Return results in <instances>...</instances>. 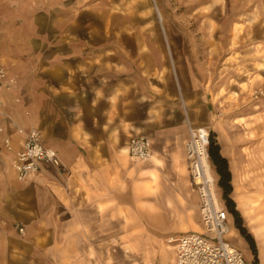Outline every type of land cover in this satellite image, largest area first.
Returning <instances> with one entry per match:
<instances>
[{
    "label": "crops",
    "instance_id": "1",
    "mask_svg": "<svg viewBox=\"0 0 264 264\" xmlns=\"http://www.w3.org/2000/svg\"><path fill=\"white\" fill-rule=\"evenodd\" d=\"M16 2L8 11L27 17L13 34L0 35V61L18 82L11 91L0 90V264H133L135 256L140 258L135 264H165L169 237L201 222L189 199L186 135L171 116L150 139V165L133 163L125 144L147 124L143 79L137 86L125 63L117 65V56H95L100 45L114 43L100 41L99 29L115 36L117 11L123 13L120 23L132 28V9H140L133 0H122L119 10L116 0ZM141 104L146 112L137 121ZM19 129L36 130L43 145L56 151L60 166H45L18 181L12 161L25 139ZM226 135L217 141L234 194L247 174L264 170V161L254 143L228 147L238 135ZM238 195L232 198L235 211L248 218L242 225L253 239L256 264H264V214L252 220ZM228 223L227 236L236 234L253 264L255 256L231 214Z\"/></svg>",
    "mask_w": 264,
    "mask_h": 264
},
{
    "label": "rangeland",
    "instance_id": "2",
    "mask_svg": "<svg viewBox=\"0 0 264 264\" xmlns=\"http://www.w3.org/2000/svg\"><path fill=\"white\" fill-rule=\"evenodd\" d=\"M16 1L0 0V35L5 38L18 30V22L27 17L25 13L8 11L16 7ZM116 3L119 10L122 0ZM133 6L140 12L132 9V28L120 23L119 15L123 13L117 11L115 20L119 27L114 30L115 36L103 35V29H99L100 41L106 37L114 43L100 45L95 55L117 56V65L125 63L137 86L140 79L144 80L140 89L141 94L146 90L149 100L147 124L140 125L142 132L133 131L129 140L139 135L151 139L169 124L172 116L173 122L183 128L185 145L189 127L206 131L208 139L211 132L216 140L217 136L237 134L228 147L254 143L260 150L256 153L259 161H264V0H133ZM123 56H127L125 60ZM133 91L138 97V87H133ZM144 111L141 104L134 119H143ZM156 118L160 120L155 121ZM125 145L128 153V143ZM183 159L189 199L198 206L186 155ZM133 163L150 165L148 161ZM210 169L218 201L230 214L211 164ZM244 182L233 194L230 180V198L239 194L247 205L246 215L256 220L257 214H264V170L247 174ZM243 222L247 223L248 218ZM197 223L186 233H202V224ZM231 235L226 238L247 256L237 243L236 234ZM172 245L163 247L165 264H174ZM133 259L135 264L140 258Z\"/></svg>",
    "mask_w": 264,
    "mask_h": 264
},
{
    "label": "built area",
    "instance_id": "3",
    "mask_svg": "<svg viewBox=\"0 0 264 264\" xmlns=\"http://www.w3.org/2000/svg\"><path fill=\"white\" fill-rule=\"evenodd\" d=\"M16 85V78L9 76L0 62V90L11 91ZM18 132L25 134L23 148L12 161L18 181H25L40 173L45 166H60L56 151L43 145L36 130L24 132L19 129ZM188 133L185 154L199 200L198 210L203 232L187 233L170 240L174 248V264H251L226 238L229 229L228 214L218 201L214 179L211 177L207 152L208 134L191 127ZM3 147L5 151H11L8 139L4 140ZM128 155L138 162L149 161L152 156L151 140L140 135L132 137L128 142ZM18 232L22 234L23 229L18 228Z\"/></svg>",
    "mask_w": 264,
    "mask_h": 264
},
{
    "label": "trees",
    "instance_id": "4",
    "mask_svg": "<svg viewBox=\"0 0 264 264\" xmlns=\"http://www.w3.org/2000/svg\"><path fill=\"white\" fill-rule=\"evenodd\" d=\"M210 164L213 166L214 171L218 177L217 186L221 190L222 198L224 200L225 208L234 218V225L242 238L247 242L252 254L255 256V246L252 237L248 234L247 230L242 225V219L235 211L234 203L230 198L231 185H230V172L228 170L227 160L220 154V146L217 143L214 133L209 134V144L207 148ZM256 263V256L254 258Z\"/></svg>",
    "mask_w": 264,
    "mask_h": 264
},
{
    "label": "bare ground",
    "instance_id": "5",
    "mask_svg": "<svg viewBox=\"0 0 264 264\" xmlns=\"http://www.w3.org/2000/svg\"><path fill=\"white\" fill-rule=\"evenodd\" d=\"M201 131H202V133H204L205 135H206V132L205 131H203L202 129H201ZM152 157H153V155L151 156V158H150V160L148 161V162H150L151 161V159H152ZM129 158L132 160V161H134V162H136L135 160H133L130 156H129ZM212 177V176H211ZM216 192V191H215Z\"/></svg>",
    "mask_w": 264,
    "mask_h": 264
}]
</instances>
